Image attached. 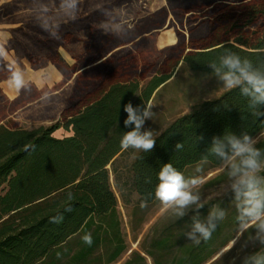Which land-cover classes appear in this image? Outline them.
Wrapping results in <instances>:
<instances>
[{
	"label": "trees",
	"instance_id": "16d2710c",
	"mask_svg": "<svg viewBox=\"0 0 264 264\" xmlns=\"http://www.w3.org/2000/svg\"><path fill=\"white\" fill-rule=\"evenodd\" d=\"M238 2L219 17L225 35L230 37L208 47L188 49L183 63L196 71L214 72L208 64L218 63L225 48L257 64L264 60V0ZM187 15L193 16L191 12ZM106 57L82 69L96 66ZM174 73L152 77L144 86L138 81L113 83L78 112L64 114L50 126L25 129L0 125V264L121 261L129 247L111 178L118 159L127 151L121 148L120 139L134 127L124 125V105L150 103L156 90ZM251 111L239 89H229L174 120L154 137V149L138 152L131 163L132 188L140 200L144 204L158 201L154 195L157 173L165 163L170 162L183 173L201 162L222 167V161L209 153L212 138L226 132H247L258 138L264 133V117H253ZM62 129L71 134L56 136ZM177 143L183 144L181 150H176ZM32 145L34 151L29 147ZM256 146L264 149V140ZM235 203L230 195L204 203L199 210H188L183 218L167 217L153 227V234L141 243L140 250L131 251L121 264H243L246 256L264 251V246L251 240L254 229L249 228L225 250L239 236ZM69 205L73 210L65 212ZM217 205L226 210L225 219L210 239L191 242L185 234L191 230L192 217L203 219ZM58 214H63V221L51 223V217ZM86 233L91 234V245L82 239ZM245 244L247 249L240 252Z\"/></svg>",
	"mask_w": 264,
	"mask_h": 264
},
{
	"label": "rangeland",
	"instance_id": "374dc122",
	"mask_svg": "<svg viewBox=\"0 0 264 264\" xmlns=\"http://www.w3.org/2000/svg\"><path fill=\"white\" fill-rule=\"evenodd\" d=\"M54 2L0 0V40H7L11 59L23 68L27 79L35 81L17 94L7 85V67L0 66V125L25 129L50 126L64 114L78 112L113 83L138 81L144 86L152 77L169 76L175 71L150 102L154 115L152 120H146L144 129H151L156 137L178 117L229 90L214 72L193 70L182 60L188 49L208 47L230 37L225 35L219 17L240 3L238 0H80L75 22H67L60 15L50 17L52 23L60 24L59 39L43 31L37 20L40 5L51 7ZM189 12L193 16H188ZM163 25L166 26L160 31L153 32ZM109 26H123L129 37L106 34ZM170 35L175 38L172 44L168 41ZM105 56L98 65L82 69ZM69 134L63 129L55 133L59 137ZM257 140H264V133ZM138 152L129 148L118 159L111 178L129 247L118 264L131 251L140 250L157 223L174 215L159 201L144 204L133 190L130 166ZM226 173L224 165L213 168L201 162L187 168L184 175L201 177L194 191L204 204L232 195ZM240 236L225 250L232 248ZM247 247L243 245L240 252Z\"/></svg>",
	"mask_w": 264,
	"mask_h": 264
},
{
	"label": "clouds",
	"instance_id": "9594fccd",
	"mask_svg": "<svg viewBox=\"0 0 264 264\" xmlns=\"http://www.w3.org/2000/svg\"><path fill=\"white\" fill-rule=\"evenodd\" d=\"M79 11L80 0H55L51 7L48 4H41L37 17L39 27L50 37L59 39L60 24L52 23L50 17L60 15L67 22H75L79 18ZM126 33L127 30L123 26H109L106 29V34L121 39L129 37ZM0 66L7 67L9 73L7 85L17 94L35 84L34 80L26 78L23 68L11 59L7 40H0ZM208 66L213 69L226 88L239 89L240 94L247 98L253 117H264L262 110L264 109V60L257 64L250 58L242 57L237 52L225 48L218 56V63L212 61ZM43 79L44 77H41V80ZM152 109L151 103L135 107L131 102L124 105V111L127 113L124 125L125 127L134 125V127L123 133L120 139L122 149L131 148L145 153H150L154 149L156 139L153 131L144 129L146 120L153 118ZM200 139L202 140L203 136ZM257 143V138L247 132L241 135L226 132L222 137L212 138L209 153L218 157L228 170L231 180L229 188L236 202L237 232L243 236L249 228L254 229L251 240L264 246V149L257 147ZM29 147L35 150L34 145ZM175 148L181 150L183 144L177 143ZM157 179L155 199L163 207L173 210L177 219L183 218L193 206L197 210L203 208L199 193L194 191L201 184V177H186L169 162L161 166ZM72 198V194L69 193V201ZM72 210L70 205L64 209L65 212ZM226 215V210L217 205L203 219L199 215L193 216L191 230L185 234L186 237L195 244H199L202 240L207 241ZM63 219V214H58L51 217L50 222L58 224ZM82 239L86 244L91 245L90 233H86ZM243 264H264V251L246 256Z\"/></svg>",
	"mask_w": 264,
	"mask_h": 264
},
{
	"label": "crops",
	"instance_id": "0c3cea01",
	"mask_svg": "<svg viewBox=\"0 0 264 264\" xmlns=\"http://www.w3.org/2000/svg\"><path fill=\"white\" fill-rule=\"evenodd\" d=\"M174 40H175L174 36H173V35H170V36H169V40H168L169 43H170V44L174 43ZM152 99H153V97H152ZM151 101H152V100H151Z\"/></svg>",
	"mask_w": 264,
	"mask_h": 264
}]
</instances>
